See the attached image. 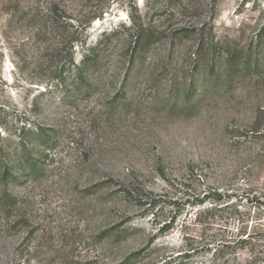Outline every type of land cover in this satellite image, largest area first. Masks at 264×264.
<instances>
[{
  "label": "rangeland",
  "instance_id": "1",
  "mask_svg": "<svg viewBox=\"0 0 264 264\" xmlns=\"http://www.w3.org/2000/svg\"><path fill=\"white\" fill-rule=\"evenodd\" d=\"M0 264H264V0H0Z\"/></svg>",
  "mask_w": 264,
  "mask_h": 264
}]
</instances>
